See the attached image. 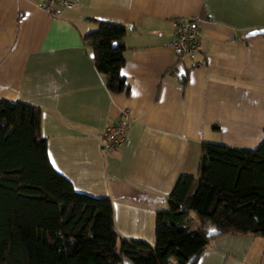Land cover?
I'll return each instance as SVG.
<instances>
[{
    "label": "crops",
    "instance_id": "1",
    "mask_svg": "<svg viewBox=\"0 0 264 264\" xmlns=\"http://www.w3.org/2000/svg\"><path fill=\"white\" fill-rule=\"evenodd\" d=\"M38 1L0 0V99L39 105L54 166L77 189L111 196L121 234L154 243L156 211L179 174L198 173L202 141L264 137V32L247 35L264 27V0H75L54 12ZM88 16L127 24V92L96 67ZM183 16L198 17L201 46L179 61L169 43ZM123 108L124 142L105 150ZM194 264H264V235L217 234Z\"/></svg>",
    "mask_w": 264,
    "mask_h": 264
},
{
    "label": "trees",
    "instance_id": "2",
    "mask_svg": "<svg viewBox=\"0 0 264 264\" xmlns=\"http://www.w3.org/2000/svg\"><path fill=\"white\" fill-rule=\"evenodd\" d=\"M88 18L97 24L83 41L96 67L108 89L127 92V24ZM211 225L264 235V137L256 146L202 141L198 173L178 175L151 243L117 230L111 196L77 189L54 166L39 105L0 99V264H185L195 255L194 264L216 236Z\"/></svg>",
    "mask_w": 264,
    "mask_h": 264
},
{
    "label": "built area",
    "instance_id": "3",
    "mask_svg": "<svg viewBox=\"0 0 264 264\" xmlns=\"http://www.w3.org/2000/svg\"><path fill=\"white\" fill-rule=\"evenodd\" d=\"M75 0H40L38 5L49 12H54L58 5L72 8ZM198 17L183 16L175 20L176 36L170 41V46L176 51L179 61L185 56L193 55L200 49V25ZM131 121L129 110L123 108L119 115L110 122L104 131L103 144L105 150H114L121 146L126 137L127 127Z\"/></svg>",
    "mask_w": 264,
    "mask_h": 264
},
{
    "label": "water",
    "instance_id": "4",
    "mask_svg": "<svg viewBox=\"0 0 264 264\" xmlns=\"http://www.w3.org/2000/svg\"><path fill=\"white\" fill-rule=\"evenodd\" d=\"M259 32H264V27H256V28L250 29L247 32V35L256 34V33H259ZM218 233H220V230L217 227L213 226V225L209 226L208 229H207V234L208 235H217ZM194 256L195 255H191V257L186 261L185 264H191Z\"/></svg>",
    "mask_w": 264,
    "mask_h": 264
},
{
    "label": "rangeland",
    "instance_id": "5",
    "mask_svg": "<svg viewBox=\"0 0 264 264\" xmlns=\"http://www.w3.org/2000/svg\"><path fill=\"white\" fill-rule=\"evenodd\" d=\"M191 214H193V215L195 216V219H196V221H197V223H198V222L200 221V219L195 215V212L192 211ZM193 220H194V218H193ZM194 223H195V222H193V223L191 222L192 225H194ZM192 225H191V226H192ZM197 225H198V224H197Z\"/></svg>",
    "mask_w": 264,
    "mask_h": 264
}]
</instances>
